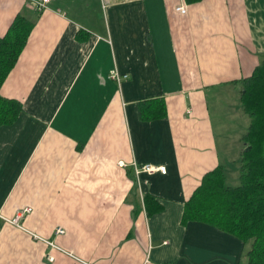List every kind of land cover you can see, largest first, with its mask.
<instances>
[{
	"label": "crops",
	"instance_id": "1",
	"mask_svg": "<svg viewBox=\"0 0 264 264\" xmlns=\"http://www.w3.org/2000/svg\"><path fill=\"white\" fill-rule=\"evenodd\" d=\"M17 13L33 25L0 86L21 104L0 123V264H240L239 238L182 212L225 165L218 136L264 52V0H0V35ZM144 162L166 171L136 174Z\"/></svg>",
	"mask_w": 264,
	"mask_h": 264
},
{
	"label": "trees",
	"instance_id": "2",
	"mask_svg": "<svg viewBox=\"0 0 264 264\" xmlns=\"http://www.w3.org/2000/svg\"><path fill=\"white\" fill-rule=\"evenodd\" d=\"M32 25L29 18L17 13L0 35V86L15 65ZM241 82L239 100L250 122L241 135L240 183L226 184L222 164L206 171L184 203L182 220L204 221L231 233L244 245L245 259L240 264H264V52ZM20 108L18 100L0 94V123L11 122ZM164 109L159 106L157 112H143L159 115ZM144 202L148 213L162 208L151 193L144 195Z\"/></svg>",
	"mask_w": 264,
	"mask_h": 264
},
{
	"label": "rangeland",
	"instance_id": "3",
	"mask_svg": "<svg viewBox=\"0 0 264 264\" xmlns=\"http://www.w3.org/2000/svg\"><path fill=\"white\" fill-rule=\"evenodd\" d=\"M235 103L236 102L233 101L232 97H230L226 105L227 113L225 114L226 120L224 121V124L228 125L231 128V132L228 134L226 139L222 137V134L218 136V148L221 153L223 163L225 164L223 165L225 173V182L227 185L233 186L240 183L238 170L239 159L237 158V155L239 153V143L241 144V146H243L242 140H240V138L238 139L235 136L240 137V135L247 130V127L250 122L249 114H247L241 108L236 109ZM212 105H215L216 107L215 101L212 102ZM215 119L217 123L216 125L219 127L222 126L219 123L218 119ZM219 127L216 129V132L218 133H220ZM227 144L230 145L229 148L227 147ZM28 232L33 235L32 231L28 230Z\"/></svg>",
	"mask_w": 264,
	"mask_h": 264
},
{
	"label": "built area",
	"instance_id": "4",
	"mask_svg": "<svg viewBox=\"0 0 264 264\" xmlns=\"http://www.w3.org/2000/svg\"><path fill=\"white\" fill-rule=\"evenodd\" d=\"M47 1H48V0H32V3H33V5H34V7H35L36 9H42L43 7H45V4H46ZM175 9H176L177 11H180V12H185V11H186V5L183 4V3H179V4L175 5ZM109 74H110L109 76H110L111 78L117 80L118 82H120V80H121L122 78H124V77L127 76V74H120V73L118 72L117 69H112V70L110 71ZM118 163H119L120 165H124V164H125L124 161H122V160H119ZM133 165H134V171H135L136 174H139V173H141V172L153 173V172H155V171H160V172H165V171H166V167H165V165H163V164H153V163L144 162V163H141V164L133 163ZM30 209H31L30 207H24L23 209L18 210V211L15 213L14 217H12V218H5V220L9 221L10 223H13V224L17 225L18 222H19V220H20V219L22 218V216L24 215V213H25V212H29ZM0 217L4 218V217L1 215V213H0ZM56 231H57V232H63V228H62V227H57V228H56ZM32 234H33L34 237L39 238V239L44 240V241L47 242V239L42 238V237H41L40 235H38L37 233L32 232ZM54 246H55L56 248H58V249L64 251V252H66V253H70L69 251H66V250L60 248V247L57 246L56 244H54ZM48 258H49L50 260H52V259H53V255H50V254H49V255H48Z\"/></svg>",
	"mask_w": 264,
	"mask_h": 264
},
{
	"label": "water",
	"instance_id": "5",
	"mask_svg": "<svg viewBox=\"0 0 264 264\" xmlns=\"http://www.w3.org/2000/svg\"><path fill=\"white\" fill-rule=\"evenodd\" d=\"M247 148H248V146L245 147V149H247Z\"/></svg>",
	"mask_w": 264,
	"mask_h": 264
}]
</instances>
